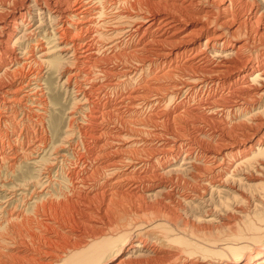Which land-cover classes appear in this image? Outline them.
<instances>
[{
  "label": "bare ground",
  "instance_id": "1",
  "mask_svg": "<svg viewBox=\"0 0 264 264\" xmlns=\"http://www.w3.org/2000/svg\"><path fill=\"white\" fill-rule=\"evenodd\" d=\"M248 3L250 4L249 9H248L249 7ZM72 5L73 6L80 5L81 9H84V12L80 11L81 12L80 14L82 15L81 17H83L82 21H84V23L80 21L82 23L80 24L83 26L81 29L88 28L87 29L88 35L85 34L86 37H83L84 43L81 44L82 45L81 47H83L84 49L83 50L84 54H87L89 56L88 58H85L84 56V58L86 61L87 59H89L91 61H94L96 63V64L94 63L95 65H98V67L93 66L94 64L91 65V67L92 66L95 67L92 69L97 68V70L95 73H90V71H88L86 75L89 77V79H93V81L94 79L96 81L99 78L101 79L104 78L106 80V78L111 75L112 78L114 77V79H109L108 84L112 88H117L118 86L121 87V85H127V86L132 85L133 89L130 92H128L127 95L121 94L120 96V101L122 102V99L125 101L123 104H126L125 110L127 109V113L129 114L128 116L136 117V119L140 117L141 119L142 115L144 116V113L146 111H149L147 112L148 114L150 113V116H148V118H150L151 123L154 121L156 123V121L163 120L168 116L165 113L166 109L168 111V109L170 108V107L168 108V104L173 103L176 100L179 101L180 99L181 100L183 99L184 101L183 103L196 102L199 97H202V95L204 96V94H206L207 101L202 103L203 99L202 100L200 99L201 100L200 104L196 103L198 105H195L193 103L195 106L192 104L193 107L189 109L188 112L195 117H197L198 115H205V117L207 118L206 122L209 120L211 121L213 120L212 122H214V120L215 121L217 120V121H220V124L222 125V122L224 121V124H226L228 128L224 125L226 128L224 126L223 127L221 126L223 128L222 131L219 130L220 128L219 129L213 128V130L210 131L211 133L210 135L213 136L211 140H214V143L216 144V145H212L211 147L210 146L203 147V145L201 147L186 146L185 139L187 138L186 136L184 137V134L182 133L185 139L182 138V136L181 137L179 136L180 138H177L176 140H174L173 144L176 147V149L174 147V150H173L170 147L171 151L170 149L167 150L169 146H167L166 144L158 145V143H155L157 141H160V140H157L158 137L163 138L162 135L164 133H159L158 130H154V129L153 131L151 129L152 132L149 133L150 130H147V129H148V126L151 125V123L148 126L143 125L144 126L143 129L147 130L148 133H145V130H144V133L139 130L135 131L136 129L132 130L131 128H133L134 126L133 127L131 126V128L128 130L126 129L127 127L126 126L124 127L126 130H123V132H120L117 134V138H118L117 140L115 139L114 136H112L111 138H114L115 140H113L110 145L112 146L115 144V147H113L114 152L113 151L112 152L109 151L110 153L107 152L108 155L111 154L109 157H107V161L104 160V162L101 164L97 163L99 168L102 169L100 170L103 172L102 174H98V176L101 175V177H100V180L96 182V185H95V182L91 183L93 184L92 185L93 187H97L96 188L98 189L97 192H100L99 194L98 193L97 194L100 195V197H102L103 199L102 205L98 207L97 209H94L92 208V206L91 207L85 206L83 201L78 203L79 205L78 207L81 209V211L79 212L81 214L80 217L82 219V222L81 221L78 222L80 223L79 226H78V223H76V227L79 230L80 236L78 240L75 237L74 239H71L73 240V242L75 239L77 240V241L75 240L73 244H69V245L67 244L68 246L65 249V251L63 250L65 257L61 258L60 262L62 261V264H106V262L109 259H113L112 261L114 262L112 264H264V245L262 244L264 240V27L260 28L261 20H262V17L264 16L262 14L264 10L262 9V7L264 8V0H0V80L2 79V77H6L7 80L12 79V77H10V74L13 75L15 72L9 73V71H11L9 70L10 64H14L16 62L15 63V65L17 66L16 68H18V70H19L18 66H20L21 68L22 63L21 65L18 64L17 62L18 57L16 58L15 56L16 53L15 51H13L15 49H13V47H15V45L19 43V41L23 39L25 36L27 37L30 33L32 34V30H31V27H29V22H28L29 19H33L31 18L32 9L35 8L37 11H40V12L41 11L50 12V17H49L50 19L53 18L57 22L59 21L63 22V20H67L69 17L75 19V17H77V15L79 14V13L78 14L76 13L77 15H72L73 11L70 12L67 9ZM90 5L94 6V8L91 7L93 8V10H91L92 13H90V11L87 10V8ZM70 8L72 9V7ZM108 9L111 10V14L109 16H108V13H106ZM107 12L110 13V11H107ZM38 15L40 14L38 13ZM54 20L51 19V21H54ZM76 21H78V19ZM92 26L93 28L91 29ZM37 27L38 29H40L38 25ZM22 30H26V31L21 32ZM33 30H35V28ZM71 30H69V32ZM60 35H63V34H60ZM68 35L70 34L68 33ZM71 37L72 36H70V38ZM27 38H24V39L26 40ZM54 38L56 39V37ZM58 39H59V35H58ZM88 39L91 40V42ZM12 43L14 44L12 45ZM64 45L67 48L68 45L65 43ZM63 47L64 46H62V48ZM33 51H36V50L33 49ZM49 53L48 54L47 52L46 54L43 53L44 56H41V57H47ZM100 55H102L103 58L106 57V59L104 58L103 60H100L99 59ZM22 56L24 57V55ZM61 57H59L60 59L56 57L55 61L54 62L52 61L51 62L52 64L51 63L50 64L52 66H55V65L58 66V69H59L60 65L63 66V63L61 64L62 62ZM80 57H82V55H80ZM77 59L79 60V58ZM110 62L111 63L115 62L117 64L116 66L117 68L115 67V69H109V67H107V64H109ZM43 64L44 63H42L41 65ZM85 64H88V63H85ZM103 64H106V65H103ZM24 66L26 67V65ZM24 66H22V69ZM27 70H29V68H27ZM79 70L81 72L83 71L81 69ZM86 70L87 68H85V71ZM15 71H17V69H15ZM19 71H21L22 73L23 70H19ZM72 73L75 74L74 72ZM17 74L19 75V73ZM17 74H15V76ZM79 74L76 73L73 76L75 77ZM82 74L81 76H83ZM19 77L21 78V76ZM84 78L85 77L83 76V79ZM3 80L1 81L3 82ZM79 81H80V78H79ZM93 81H92V84L94 83ZM102 81L100 82L102 83ZM11 82H13V79ZM68 82L69 81H67L66 83ZM86 82L90 84L89 81H85V83ZM7 83L8 82H6V84ZM74 83H77V82H74ZM108 84H104V85L108 86ZM14 85H15L14 83H10L8 86H6V90L4 91L1 90L0 96L2 98L4 97L8 99L12 98L11 96L12 93L10 92L14 88ZM104 85L101 87L102 88L105 87ZM30 87L32 86L30 85ZM86 89L87 88L82 87L80 91L78 92V94H76L78 95L79 102H82L84 100L87 103L89 100V97L92 98V96H89L90 93L88 94ZM99 89L101 88L99 87ZM21 90L22 89H20L19 91L21 92ZM113 90L111 91L114 93L115 90L114 91ZM92 95L95 96V94H92ZM96 98H98V96ZM21 99H23V97ZM106 99L107 98H105V100ZM13 100H16V99L14 98ZM13 100H9V101H13ZM36 100H39V99H36ZM78 101H76V103H78ZM93 101L94 100H92V102ZM28 103L30 102L28 101ZM32 103L34 104V102ZM83 103H80V104L84 105ZM118 105H120V103H118ZM40 106L38 107L40 108ZM92 106L94 105L92 104ZM162 108H164L165 110H162ZM22 109L24 108H20V111ZM75 109H76V105H75ZM91 109L94 110L93 108ZM115 109L117 110L118 108L116 107ZM185 110L187 109L184 108V111ZM82 112L84 111L82 110ZM109 112L107 113L109 114ZM30 114L31 112L29 113V116ZM103 114L106 115V112H104ZM180 116L178 117L177 115V117L174 116V118L176 117L178 119L180 118ZM183 116H184V113H183ZM6 118L8 119V117ZM90 118H91V115H90ZM101 118H100L101 122L105 120V119L101 120ZM148 118L146 117L145 120H147ZM121 119L119 118V120ZM128 119L126 120V124L128 123ZM2 120L3 119L1 118V121ZM130 120L129 122L131 123ZM174 120L176 119H173V121ZM189 120L190 119H188V121ZM191 120H192V117H191ZM135 121L137 122L138 120H135ZM161 122H157V123L161 124ZM7 123H9L8 126L11 127L10 133H17L16 131L17 123L16 122L13 123V121H9V122L7 121ZM12 123L16 127L14 130L12 128ZM142 123L144 124L145 121ZM180 123L182 122H179V125ZM168 124H171V123H168ZM220 124L218 126H220ZM172 125H170V128ZM179 125L177 126V128L179 127ZM8 126H6V129ZM129 126L130 124L128 125V128ZM155 126H157V124L153 125L154 128ZM118 128H120V126ZM139 128L140 127H138V129ZM161 128H162V125H161ZM164 128L163 130H165ZM185 129H188V128L184 127V130ZM69 130H71V128ZM141 130H142V127H141ZM1 133L3 132L1 131ZM6 133L8 134L7 130L5 134ZM174 133H177V132H174ZM102 134H106V132ZM33 135L32 137L35 136ZM91 135L94 136L95 134H91ZM107 135H104V136L106 137ZM171 137L173 138L172 135ZM165 138L167 137H165L164 135V139ZM6 139L9 140L8 142H10L14 138L10 139V137L6 135ZM91 140L93 141L92 138ZM0 141L2 142V138ZM15 142H16V139H15ZM105 143L106 142H104V144ZM107 143H110V141L108 140ZM37 144H40V143H37ZM195 144H198V143H195ZM31 145H34V144L32 143ZM98 145L100 146V144ZM38 146L40 148L41 145H38ZM109 146H108V149H109ZM97 147L98 146H96V148ZM102 148H105V146ZM86 149H88V152H89V147ZM150 150L151 151L154 150V152H151ZM19 151H22V150H19ZM96 151H95V154H96ZM97 157L98 156L96 155V159ZM101 158H103V156H101ZM101 158L99 159L101 160ZM180 158H182V161L184 160V163L181 162V165L183 164V166H186V169L184 168L185 170L183 171L179 170L178 168L173 169L172 168L173 165H171L173 163H176ZM218 160H220V163H218ZM53 163H55V161ZM210 166H212V168H210ZM181 169H182V166H181ZM211 169L213 171L210 174ZM95 171L97 173V170ZM161 174L162 176L172 175V177L173 175L174 176L181 175L180 177L183 178L184 180H187V181L189 180L188 181L189 183L190 181L191 182L198 181L200 185H198V182H197V185H198L197 191H194L196 188H193L194 190L192 189L196 194H201L203 192V195H205V193H207V191L210 190V187L212 188V191L215 190L214 188H225L223 189L224 190L223 192L224 193L230 192V195L236 190L239 195H236L237 193L236 194L234 193V195L232 194V196H230L232 197L233 201L238 202L239 204V205L237 204L238 206L237 208H235V211H234V213L239 216V217L236 216V219L239 218L238 220L239 222L236 225H233V226H236L235 231L232 233L231 230L234 227L230 226V228L232 227V229L230 230L231 234L229 235L226 234L224 236L220 235L221 239L219 238L220 236L219 237L217 236L219 238L218 239L217 237L214 238L213 236L209 235L210 232L207 235V234H204V232H202L204 230H202L199 233L198 231L200 229L198 230H194L195 228L189 229V226L186 224L183 225L184 226L183 228L179 227L176 223L175 225H173V221L177 222V220L179 219L178 218L177 220H175L178 217L175 212L179 213L178 212L179 209L181 207H184L185 205L184 204L182 206V201L184 199L183 198L184 196L182 195L180 196L181 198H183L181 199L182 201L180 200L181 201L180 203L179 201L172 199L171 196H169V194L165 195L164 193L168 191L164 192V190L166 189L165 182L159 180V177H162ZM92 175L95 177L94 173ZM210 175L213 176L212 179H210ZM184 176H188L187 178L189 179H187L186 177L184 178ZM96 177L94 179H96ZM88 178H91L93 180V178L90 175L88 176ZM138 179L139 181H141L140 182L141 186H138L137 184ZM80 181H82V179ZM172 181L174 182L173 179ZM86 183L88 184V182ZM230 184L232 186H234V184H238V186L241 189L240 188L236 189L235 187H234L235 189L234 188L230 189L229 187ZM81 187L83 188V186ZM126 187H130V191H128V194L129 195L132 194L131 196H133L134 198H140V199L146 198L147 199L154 195H155L154 197L158 196V198H161L162 200L160 201V203L167 205V206L164 205L162 207L163 210L165 211H161L162 210L161 208H160L161 210L157 208V210L155 211H156V214H158L157 216L158 218H156L157 220L150 222V224L149 222L143 223V224H140L139 222V224L122 223L124 225L119 224V226L118 225L116 226V224H113L109 218L106 219V216L108 215L107 213L109 212V210H111V204L123 198V195H122L124 193L123 189ZM200 191L202 192L199 193ZM219 193L222 194V192H219ZM214 194L215 193L211 192V195H214ZM160 195H162V197H160ZM199 197L201 198L200 195ZM212 197H215V196H211L209 198H212ZM221 197H218V198L220 199ZM189 199H191V197ZM215 199H211V200H215ZM219 199H218V203H220ZM228 199L224 201L223 200L222 201L220 200V201L223 204V202L224 203L227 202ZM77 201L78 200H76V202ZM191 203H194V202H191ZM205 203L204 205H206ZM209 204H212V203L210 202ZM220 204H218V206ZM187 205H188V202H187ZM168 206H171L173 210H170L171 208H167ZM199 207L198 209H200ZM202 207H204L203 204H202ZM223 207L225 208V210L227 209V206H223ZM114 210L116 211V209ZM227 210H233V208L227 209ZM193 211H194V208H193ZM203 212L205 213V210ZM161 213L163 214L167 213V215L163 216L161 215ZM215 213H218V209H217V212ZM231 214L229 215L231 216ZM235 214L233 217H235ZM206 215H208V213ZM69 219L71 221H69ZM69 219L67 221L69 223L72 222L73 218L71 217ZM214 219L212 221H215ZM210 220L211 218L210 219L204 218V219H200L198 222H201L203 224L207 223L208 225V223H210ZM212 221L210 224H212ZM216 221L218 220L216 219ZM66 224L68 225V223ZM152 225H155L156 227ZM223 225H226V224H223ZM230 225L232 224L230 223ZM222 227H225V226H222ZM148 228H151L149 231L151 230L157 231V236L160 237L162 241H167L168 243L176 246V248L178 249L177 254L179 255L174 254V256H172L173 263L171 262L168 263L167 258L162 257L161 249H158L157 247H155L158 241H156L157 242L156 244L153 242L154 243L153 246H149L147 242L144 241L143 237H146V234L144 233L145 232L148 233L147 232ZM73 229L75 228L73 227L72 230ZM133 231L135 232L139 231L138 233L140 234V237L139 239H137L136 241L130 244L131 247L129 249H126L127 247L126 241L132 238ZM72 232H74V230ZM66 236H68V234Z\"/></svg>",
  "mask_w": 264,
  "mask_h": 264
},
{
  "label": "rangeland",
  "instance_id": "2",
  "mask_svg": "<svg viewBox=\"0 0 264 264\" xmlns=\"http://www.w3.org/2000/svg\"><path fill=\"white\" fill-rule=\"evenodd\" d=\"M79 6L80 5H74V6L72 5V6H70V7H72V9L70 7L67 8L70 12L73 11L72 15H77L79 13L77 15V17H75V19L76 20L78 19V21H76L74 18H70L69 17L67 20H63V22L62 21L57 22L56 20L51 18L56 23L54 21H51V19L49 18L50 17V12H45V11H41L40 12V11H37L35 8H33L32 12H31L32 13V17L31 18H33L34 20L33 19H29V21H28L29 22V27H31V30H32V34L31 33L29 34L27 32L29 34V35L27 34L28 38L25 36L24 38H27V39L26 40L24 38L21 39L19 41V43L16 44L17 47H16V45H15L16 48L13 47V49H15V50L12 49L16 53L15 54L16 58L18 57L17 58L18 64L21 65V63H22L21 68H20V66H18L19 70H23V71L21 73V71H19L18 68H16L17 66L15 65V63H16L15 62L14 64H10L9 65V70H11V71L8 70L9 73L15 72L13 75L10 74V77H12L13 82H11L12 79H8L7 80L6 77H2L1 80L4 79L3 82L0 80V84H1L0 85V92H1V90L2 91L6 90V86H8L10 83H14L15 84L14 88L10 92V93H12V95H11L12 98L8 99V98H6L4 96H3L4 98H2L0 96V106H1L0 107L1 108V110H0L1 111L0 112V130L2 129L1 131L3 132V133H1V131H0V133H1L0 140L2 138V142L0 141V147H1L0 148V151H1V153H0V155H1L0 156V160H1L0 161V264H62V261L60 262V260H61V258L65 257V254H64L63 250L65 251L67 246L69 244H73L76 239L77 240L79 239V236H80L79 230L76 227V223H78L80 221L82 222V219L80 217L81 214L79 212V211H81V209L78 207L79 206L78 203L83 201L85 206H90V207L92 206V208H94V209H97L98 207H100L102 205V200L103 199H102V197H100V195H98L100 192H97V190H98V189H96L97 187H93L92 186L93 184H91V183L95 182V185H96V182L98 180H100V177H101V175L98 176V174H102V172H103V171H101L102 169L99 168L98 164L103 163L104 160L107 161V157H109L111 155V154L108 155L107 152H109V151H111V152L113 151L114 152V148L113 147H115V144L112 145V146L110 144L112 143L113 140H115V139L117 140L118 139L117 138V134L120 133V132H123V130H126V129L129 130L131 128V126L132 127L134 126L135 128L134 127L131 128L132 130L136 129L135 131L139 130V131L144 133L145 129H143L144 128L143 125L148 126L151 123L150 118H148V116H150V113L149 114L147 113L149 111H146L144 113V116L142 115L141 119L143 121L140 119V117H138L137 119H136V117H130V116H128L129 114L127 113V109L125 110L126 104H123L125 101L123 99H122V102L120 101L121 94L122 95H127V93L130 92L133 89L132 85H128V86L127 85H121V87L120 86L117 87L118 89L117 88H112L108 84L109 83V81H108L109 79H114V77L112 78L111 75L108 76L106 78V80L104 78L103 79L99 78L96 81H95V79H94V81H93V79H89V77L86 75L88 73V71H90V73H95L97 68L96 69H92V68H95L93 66L98 67V65H95L96 63L94 61L89 60V59H87V61L85 60V58H88L89 56L87 54H84V51H83L84 49H83V47H81L82 46L81 44L84 43L83 37H86V35H88V33H87V29L88 28H83L84 31H83V29H81L83 27L81 24L84 23V21H82L83 17H81L82 15L80 13L84 12V9H81V6L80 7ZM248 6H249L248 9H249L250 8V4ZM91 7L94 8L93 5H90L87 8V10H89L90 13H92L91 10H93V8H91ZM73 8H74V10H73ZM262 9H264V8L262 7ZM76 10H77V12H76ZM107 11H110V13L107 12ZM107 11H106V13H108V16H109L111 14V10L108 9ZM38 13L40 15H38ZM33 14L34 15L36 14V15L34 16ZM47 14H49V15H47ZM262 14L264 15V10H263ZM41 16H43V17H41ZM38 17H39V19H38ZM48 19H50V20H48ZM70 19H72V20H70ZM47 20H48V22H47ZM80 21H82V23ZM75 22L77 23V25H76ZM62 24H63V26H62ZM37 25L39 26L40 29H38ZM50 25H52V26H50ZM69 25L72 26V27H70ZM49 26H50V28H49ZM261 27H264V16L262 17V20H261L260 28ZM34 28H35V30H33ZM55 28H57V29H55ZM92 28H93V26L91 27V29ZM65 29L68 32H66ZM76 29H77V31H76ZM69 30H71L72 32L70 31L71 32L70 33ZM24 31H26V30H22L21 32H24ZM79 31H80V33H79ZM29 32H31V31H29ZM82 32H83V34H82ZM64 33H66L67 35L64 34ZM68 33L70 35H68ZM60 34H63V35H60ZM58 35H59V39H58ZM70 36H72V37L70 38ZM54 37H56V39ZM60 37H62V38H60ZM52 38H54V39H52ZM39 41H41V42H39ZM89 41L91 42V40H89ZM72 42H73V44H72ZM36 43H37L38 46L36 45ZM64 43L68 45L67 48L64 45ZM13 44L14 43H12V45ZM62 46H64V47L62 48ZM21 47L24 48V49H22ZM18 48H20V49H18ZM59 48H61V49H59ZM33 49L36 50V51H33ZM75 49H76L77 52L75 51ZM25 51H26V53H25ZM49 51H50V53H49ZM46 52H47V54L49 53V55L47 57H41V56H44V54H46ZM70 53L73 54L75 57L73 55H71ZM79 54L82 55V57H80ZM22 55H24V57ZM84 56H85V58H84ZM56 57L58 59H60L59 57H61V59H62L61 64L63 63L64 67L62 65H60L59 66L60 68L58 69V66H56V65L52 66L51 65L52 64L51 62L52 61L54 62ZM77 58H79V60ZM104 58L106 59V57H104ZM104 58H103L102 55L99 56L100 60H103ZM35 59H36V61H35ZM31 60H32V62H31ZM40 61H42V62H40ZM27 62H28V64H27ZM73 62L75 63L76 66L74 65ZM42 63H44V64L41 65ZM85 63H88V64H85ZM114 63L115 62H113V63L110 62L109 64H107V67H109V69H115L117 64L115 63V65H114ZM48 64H50V65H48ZM24 65H26V67ZM91 65H93V66L91 67ZM103 65H106V64H103ZM22 66H24L23 69H22ZM78 66H79V68H78ZM14 68L17 69L18 72L15 71ZM27 68H29V70H27ZM85 68H87L86 71H85ZM31 69H33V70H31ZM79 69H81L83 71L81 72ZM24 70H25V72H24ZM93 70H95V71H93ZM16 72L19 73V75ZM72 72H74L75 74L76 73H78V74L80 73V74L74 77L73 75H75V74H73ZM70 73H72L73 75L70 74ZM15 74H17V75L15 76ZM81 74L85 77L84 79H83V76H81ZM19 76H21V78ZM34 77H36V78H34ZM15 78H16V80H15ZM79 78H80V81H79ZM75 79H76V81H75ZM65 81L66 82L69 81V82L66 83ZM73 81L77 82V83H74ZM85 81H89L90 84L88 82L85 83ZM92 81L94 82L93 84H92ZM100 81H102V83ZM6 82H8L9 84L8 83L6 84ZM2 83H3V85H2ZM102 84L103 85L104 84H108V86L104 85L105 87L102 88L101 87V86H103ZM26 85H27V87H26ZM30 85L32 87H30ZM2 86H4V87H2ZM85 86H87V87H85ZM88 86H89L90 90H89ZM24 87H25V89H24ZM82 87L83 88H87L86 91L88 92V94L90 93L91 95L89 94V96H92V98H93L92 99L91 97H89V100H88L89 103L88 102L86 103V101H84V100L82 102L78 101L79 100L78 99V95H76V94H78V92L80 91V89ZM99 87L102 90L103 89L104 90L102 91L101 89H99ZM27 88H29L31 90H29ZM20 89H22L21 90L22 93L19 91ZM107 90H109V91H107ZM111 90H113L114 93ZM121 90H122V92H121ZM25 92H26V94H25ZM97 92H99V93H97ZM32 93H33V95H32ZM116 93H118V94H116ZM29 94H30V96H29ZM40 94H41V96H40ZM92 94H95V96L92 95ZM108 94L109 95L112 94V95L109 96ZM97 96H98V98H96ZM105 96H107V97H105ZM22 97H23V99H21ZM94 97H95L96 100L94 99ZM14 98L16 100H13ZM19 98L22 101H20ZM35 98L39 99V100H36ZM105 98H107V99L105 100ZM97 99H99V100H97ZM200 99L201 100L203 99L202 103L207 101L206 100V94H204V96L202 95V97H199L198 100H197L198 102L196 101V102H190V103H183L184 102L183 99L182 100L180 99L179 101L176 100L173 103L168 104V108L169 107L170 108L168 109V111L166 109V112H165L168 116L165 119H163V120L156 121V123L154 121V122H152L154 124L151 123L152 126L151 125H149L150 127L148 126L147 130H150L149 133H151L153 131V129L154 130H158L159 133H164L162 135L163 138L158 137L157 140H160V141H157L155 143H158V145L166 144L167 146H169L167 150H169L170 147H171V149L174 150L175 146L173 144V141L176 140L177 138H180L181 136H182V138H184L186 136L187 139L184 138L185 141H186V143H185L186 146H192V147L193 146L194 147H198L199 146V147H201L203 145V147H205V146L206 147L207 146L211 147L212 145H216L214 143V140H211L213 138V136L210 135L211 134L210 131H212L213 128L214 129H216V128L219 129L220 128L219 130L222 131L223 130L222 127L224 125L226 126V124H224V121H223L222 125H221L220 121H217V120L216 121L214 120L215 123L212 122L213 120L212 121L209 120V121H207L209 123L208 124L206 122L207 118L205 117V115H198L197 117H195L192 114H190L188 112L189 109H191L194 104L195 105L200 104V102H201ZM9 100H13V101H9ZM31 100H32V102H34V104L31 102ZM92 100H94V101L92 102ZM3 101H4V103H3ZM28 101L30 103H28ZM76 101H78V103H76ZM14 102H15V104H14ZM80 103H83L84 105H81ZM90 103H91V105H90ZM118 103H120V105H118ZM196 103H198V104H196ZM92 104L94 106H92ZM177 104H179V105H177ZM75 105H76V109H75ZM121 105H122V107H121ZM169 105H171V106H169ZM13 106H14L15 109L13 108ZM38 106H40V108ZM178 106H180V107H178ZM116 107L118 108L117 110L115 109ZM20 108H24V109H22L20 111ZM91 108H93L94 110H92ZM179 108H180V110H179ZM184 108L187 109V110L184 111ZM85 109H87V110H85ZM28 110H29V112H28ZM82 110L84 112H82ZM162 110H165V109L162 108ZM93 111H95V112H93ZM103 111L106 112V115L103 114L104 113ZM30 112H31V114L29 116ZM79 112H80V114H79ZM107 112H109V114ZM3 113L5 114V116H4ZM8 113H10V114H8ZM18 113H20V114H18ZM113 113L115 114V116H114ZM183 113H184V116L187 115V116H185V118L183 116ZM14 115H16V116H14ZM90 115H91V118H90ZM107 115H109L110 118ZM163 115H165V114H163ZM177 115H178V117L180 115H182V116H180L181 119L180 118L177 119L176 118ZM26 116H27V118H26ZM145 116L148 118L147 120H145L146 119ZM171 116H172V118H171ZM174 116H176V117L174 118ZM6 117H8V119ZM31 117H32V119H31ZM83 117H84V119H83ZM191 117H192V120H191ZM1 118L3 119L2 121H1ZM100 118H101V120H103V119H105V120H103L101 122ZM112 118H113V120H112ZM117 118H118V120H117ZM119 118L120 119L122 118V119L119 120ZM22 119H23V121H22ZM127 119H128V123L126 124V120ZM173 119H176V120L173 121ZM182 119L185 120V121H183ZM188 119H190V120L188 121ZM29 120H30V122H29ZM83 120H85V121H83ZM87 120H88V122H87ZM129 120L134 125L131 124L129 122ZM135 120H138V121L136 122ZM7 121L8 122L9 121H13V123H15V122L17 123V128L12 123V128H13V130L16 128L17 129L16 130L17 133H10L11 132V127L8 126L9 123H7ZM34 121H35V123H34ZM144 121H145L146 124L142 123ZM36 122H37V124H36ZM99 122L102 124V126H101V124ZM138 122H140V123H138ZM157 122H161V124L157 123ZM179 122H182V123H180V125L182 127L179 125ZM184 122H185V124H184ZM112 123L113 124L115 123V124L113 125ZM168 123H171V124H168ZM28 124H30V125H28ZM129 124H130V126L128 128ZM156 124H157V126H155V128H154L153 125H156ZM176 124H177V126L179 125L178 128H177ZM219 124H220V126H218ZM105 125H106V127H105ZM161 125H162V128H161ZM163 125H164L165 128L163 127ZM170 125H172L171 128H170ZM210 125L212 126V128H211ZM6 126H8L7 129H6ZM117 126L118 127L120 126V128H118ZM137 126L140 127V128L138 129ZM124 127H126V129ZM141 127H142L143 131L141 130ZM184 127L188 128V129L184 130ZM70 128H71V130H69ZM156 128H158V129H156ZM160 128L162 129V131H161ZM163 128L165 130H163ZM174 128L176 130H178V131H176ZM194 128L196 129V131H195ZM205 128L206 129L208 128L209 130L208 129L206 130ZM21 129H23V130H21ZM40 129H41V131H40ZM151 129H152V131H151ZM167 129L169 130V132H168ZM6 130H7L8 134L7 133L5 134ZM147 130H145V133H148ZM102 131H104V132H102ZM92 132H94V133H92ZM105 132H106V134H102V133H105ZM172 132H173L174 135L172 134ZM174 132H177V133H174ZM98 133H99V135H98ZM107 133H108V135H107ZM182 133L184 134V137H183ZM195 133H196V135H195ZM17 134L20 135V136H18ZM91 134H95V135L92 136ZM176 134L178 135V137H177ZM6 135H8V137H10V139L11 138H14V139L11 140L10 142H8L9 140L6 139ZM32 135L34 137H32ZM104 135H107L106 136L107 138ZM164 135L167 138L164 139ZM171 135L173 136L174 139L171 137ZM188 135L189 136L191 135L192 137L190 136V138H189ZM100 136H101V138H100ZM112 136H114L115 139L111 138ZM90 137L93 139V141L91 140ZM202 137H204V138L206 137L205 140ZM207 137H209V138H207ZM109 138H111V139H109ZM15 139H16V142H15ZM107 139L110 141V143H107L108 142ZM29 142H30V144H29ZM104 142H106L105 143L106 145L104 144ZM32 143L34 145H31ZM37 143H40V144H37ZM195 143H198V144H195ZM98 144H100V146ZM38 145H41L40 148H39ZM101 145H102V147L105 146V148H102ZM107 145L108 146L110 145L109 146L110 150L108 149ZM96 146H98V147L96 148ZM88 147H89V152H88V149H86ZM111 148H112V150H111ZM32 149H33V151H32ZM171 149H170V151H171ZM175 149H176V147H175ZM14 150H16V151H14ZM19 150H22V151H19ZM95 151H96V154H95ZM151 152H154V150L151 151ZM24 153H25V155H24ZM14 155H15V157H14ZM96 155L98 156L97 159L101 158V156H103V158H101V160L100 159L97 160L96 159ZM99 155H101V156H99ZM55 158H57V159H55ZM56 160H57V162H56ZM54 161H55V163H53ZM181 162L184 163V160L182 161V158H180L176 162L177 164L176 163L171 164V165H173L172 168L173 169H177L178 168L181 171L185 170L186 166H183V164L181 165ZM88 163H90V164H88ZM91 163H92V165H91ZM218 163H220V160H218ZM94 164H96V165H94ZM179 164L182 166V169H181V166ZM11 167L14 168V169H12ZM79 168H80V170H79ZM210 168H212V166H210ZM95 170H97V173H96ZM212 171L213 170L211 169L210 170V174L212 173ZM84 172H86V173H84ZM93 173L95 174V177L97 175L96 179H94L95 177L92 175ZM162 174H161V176H162ZM89 175L93 178V180L91 178H88ZM180 176H177V175L174 176L173 175V177H172V175H164L162 177H159V180L165 182L166 189L164 190V192H166V191L170 192V193H168V192L164 193L165 195L169 194V196H171L172 199H175L176 201H179L180 203L182 201L181 199L184 198L183 199L184 202L182 201V206L185 204L184 205L185 209H184V207H181L179 209V211H178L180 214L175 212L177 214V216H178V217L175 216V217H177L175 220H177L178 218L179 219L177 220V222L173 221V225H175V223H176L179 227L183 228L184 227L183 225L186 224V225L189 226V229H191V228H193V229L195 228L194 230L200 229L198 231L199 233L202 230H204L202 232H204V234L208 235L209 232H210L209 235L213 236L214 238H216L217 236L219 237L220 235L224 236L226 234H228V235L231 234L230 230L232 229V227L230 228V226L236 225L239 222L238 221L239 218L236 219V216H238V215H236L234 213L235 208H237V206L239 204H238V202L233 201L232 197H230V196H232V194L233 195H234V193L236 194L237 191L235 190V192L231 193V195H230V192H228V193H226V192L224 193L223 192L224 191L223 189H225V188H214L215 190L213 189L214 191H212V188L210 187V190L207 191V193H205V195H203L202 191L199 192V193L202 192L201 194H196L194 191H197V187H198V185H200V183L198 181H192V182L190 181V183H189L188 182L189 180L188 181L184 180ZM98 177H99V179H98ZM185 177L187 178L188 176H184V178ZM165 178H167V179H165ZM212 178H213V176L210 175V179H212ZM81 179H82V181H80ZM139 179H138V181H139ZM172 179L174 180V182L172 181ZM187 179H189V178H187ZM138 181H137L138 186H141V184H140L141 181H139V182ZM170 181H172V182H170ZM86 182H88V184ZM197 182H198V185H197ZM81 183H83V184H81ZM194 183H196V184H194ZM176 184H178V185H176ZM182 185H184V186H182ZM186 185L188 187L190 185V187H189L190 190L188 189V187ZM195 185H197V186H195ZM81 186H83V188ZM229 187H230V189L231 188L233 189L234 187L236 189L240 188L238 186V184H234V186H232L230 184ZM193 188H196V189L194 190ZM218 190H220V191H218ZM128 191H130V187H126V188L123 189V192H124V193L122 192L123 193L122 194L123 195V198H122L123 200L122 199H120L118 201L114 200L115 202L111 204V210H109V212L107 213L108 215L106 216V219L109 218L110 221L113 224H116V226L117 225L119 226V224L120 225H124L122 223H125V224H139V222H140V224H143V223H148L149 222V224H150V222H153V221L157 220L156 218H158L157 217L158 214H156V211H155V210H157V208H159V209L161 208L162 209V210L160 209L161 211H165V210H163L162 207L164 205H166V204H161L160 201H162V200H161V198H158V196L154 197L155 196L154 195V196H152L150 198H147V199L146 198L145 199H140V198H134L133 196H131L132 194L129 195ZM189 191H191V192H189ZM125 192H127V193H125ZM183 192H184V194H183ZM211 192H213L215 194L211 195ZM219 192H222V194L219 193ZM218 194H219V196H218ZM75 195L77 197L78 196H80V197H78V199H77V197ZM181 195L184 196V197L181 198L180 197ZM199 195L201 196V198L199 197ZM236 195H239V194L237 193ZM176 196H178V197H176ZM211 196H215V197L209 198ZM160 197H162V195H160ZM190 197H191V199H189ZM218 197H221V198L219 199ZM73 198L78 200V201L76 202V200H74ZM211 199H215V200H211ZM218 199H219V202L221 204L218 203ZM221 199L223 201L226 200V199H228V200H227V202H225V203L223 202V204H222V202H221L222 200ZM90 200H92V201H90ZM203 200H204V202H203ZM209 200H211V201H209ZM156 201H157L158 204L156 203ZM187 202H188V205H187ZM191 202H194V203H191ZM200 202H202V203H200ZM210 202L212 204H209ZM190 203L192 205L194 204L193 205L194 207ZM204 203L206 205H204ZM198 204L200 205V207H199ZM202 204H203L204 207H202ZM218 204H220V205L218 206ZM221 205L227 206V209L233 208V210H227V209L225 210V208L223 206H221ZM198 207L200 209H198ZM220 207H222V208H220ZM167 208H171V206H168ZM193 208H194V211H193ZM216 208L218 209V213H215V212H217ZM114 209H116V211ZM170 210H173V208H171ZM204 210H205V213L203 212ZM231 211H233V212H231ZM78 212H79V214H78ZM207 213H208V215H206ZM229 214H231L232 217ZM234 214H235V217H233ZM161 215L164 216V215H167V213H164V214L161 213ZM117 216H118V218H117ZM71 217L73 219H72V222L69 223L67 220L69 218H71ZM230 217L233 218V219H231ZM153 218H154V220H153ZM204 218H209V219L211 218L210 223H211V221L214 218H215L214 219L215 221H212V224L208 223V225H207V223L203 224L201 222H198L200 219H204ZM227 218H229V219H227ZM196 219L197 220L199 219V220L197 221ZM216 219L218 221H216ZM74 220H76V221H74ZM236 220H237V222H236ZM69 221H71V220L69 219ZM188 221H189V223H188ZM7 222H8V224H7ZM221 222H223V223H221ZM66 223H68V225ZM230 223L232 225H230ZM79 224L80 223H78V226H79ZM223 224H226V225H223ZM192 225H194V226H192ZM152 226L156 227L155 225H152ZM222 226H225L226 229H225V227H222ZM71 227L72 228L74 227L76 230L73 229L74 232H72L73 230H72ZM233 227L234 228L231 230L232 233L236 229L235 228L236 226H233ZM150 229L151 228L147 229L148 233H146L145 231H144L145 233L143 232L144 234H146V237H143L144 241H146L149 246H153L154 243L156 244L157 243L156 241H158V243L156 244L155 247H157L158 249H161V251H162L161 255H162V257L167 258V262L168 263L169 262L173 263L172 256H174V254L178 253V249L176 248V246L168 243L167 241H162L160 239V237L157 236V231H153V230L149 231ZM138 232H135V231L132 232V234H133L132 238L128 239L126 241V244H127L126 249H129L131 247L130 244L133 243L134 241H136L137 239H139L140 234ZM67 234H68V236H66ZM221 236L219 237L220 239H221ZM74 237L76 239L73 242V240H71V239H74ZM262 244L264 245V240H263ZM250 248H251V246H250ZM177 255H179V254H177ZM112 260L113 259H109L106 262V264H112L114 262ZM58 262H60V263H58Z\"/></svg>",
  "mask_w": 264,
  "mask_h": 264
}]
</instances>
